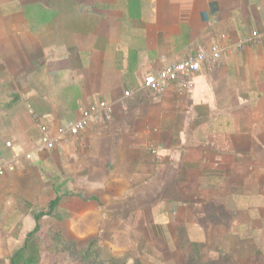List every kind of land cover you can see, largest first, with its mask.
I'll return each mask as SVG.
<instances>
[{
    "label": "crops",
    "instance_id": "obj_1",
    "mask_svg": "<svg viewBox=\"0 0 264 264\" xmlns=\"http://www.w3.org/2000/svg\"><path fill=\"white\" fill-rule=\"evenodd\" d=\"M252 30L260 42L236 48ZM213 45L221 57L189 91L141 89ZM100 101L109 118L40 146V124L54 136ZM0 167V253L38 224L15 197L26 182L29 203L56 198L114 236L116 217H157L165 236L171 217H227L222 246L244 253L247 232H264V0H0Z\"/></svg>",
    "mask_w": 264,
    "mask_h": 264
},
{
    "label": "rangeland",
    "instance_id": "obj_2",
    "mask_svg": "<svg viewBox=\"0 0 264 264\" xmlns=\"http://www.w3.org/2000/svg\"><path fill=\"white\" fill-rule=\"evenodd\" d=\"M32 184L22 183L15 197L20 198L23 211L34 217L46 213L50 202L29 203ZM59 211L54 205L49 214L40 216L36 231L34 226L27 231L16 228L14 233L22 234L21 244L10 253L7 249L4 253V249L0 264H9L19 249H23L21 264L24 259H30L29 264H264V232L255 235L247 232L244 253L224 250L227 217H194L193 222L191 217H171L167 236L155 226L157 217H144L143 221L134 217L135 227H129V221L122 224L121 217H116L120 223L114 236L105 220L92 232L82 220L70 219ZM193 224L203 230H194Z\"/></svg>",
    "mask_w": 264,
    "mask_h": 264
},
{
    "label": "built area",
    "instance_id": "obj_3",
    "mask_svg": "<svg viewBox=\"0 0 264 264\" xmlns=\"http://www.w3.org/2000/svg\"><path fill=\"white\" fill-rule=\"evenodd\" d=\"M221 37L224 38L225 35ZM261 39L262 34L256 30H252L248 36L234 42V45L240 49L245 45L260 42ZM222 50L219 46L213 45L208 50L199 51L183 60L165 65L157 71L148 72L144 75L140 87L141 89L150 91L152 98L156 100L160 99L172 84L179 93L187 92L193 84L190 76L199 71L205 62L217 61L222 55ZM130 93L129 90L124 91L125 96H129ZM110 114V105L104 101H100L97 107L82 109L74 121L69 122L65 126L56 127L54 136L51 135L48 125L40 124L38 127L40 146L51 151L56 147L59 139L66 142L71 137L79 135L81 131H84L89 125L93 124L101 115L104 118H109ZM6 145L10 146V143L7 142ZM24 158L29 160L30 153H25ZM6 167L12 169V164L9 163ZM3 168L0 167V175L3 173Z\"/></svg>",
    "mask_w": 264,
    "mask_h": 264
},
{
    "label": "trees",
    "instance_id": "obj_4",
    "mask_svg": "<svg viewBox=\"0 0 264 264\" xmlns=\"http://www.w3.org/2000/svg\"><path fill=\"white\" fill-rule=\"evenodd\" d=\"M56 202H57V199H56V198L53 199V200L49 203V207H48L46 213H42V212H40L38 215L35 216V220L37 221V220L40 218V216H42V215H44V214H49L50 211H51V209L53 208V206L56 204ZM37 229H38V224H36V226L34 227V231H36ZM22 251H23V249H19V250H17V251L15 252V255L12 256V257L10 258L9 264H21V263H20V260H21L22 257H23V256L21 255V252H22ZM30 261H31L30 259H24L22 264H29Z\"/></svg>",
    "mask_w": 264,
    "mask_h": 264
}]
</instances>
